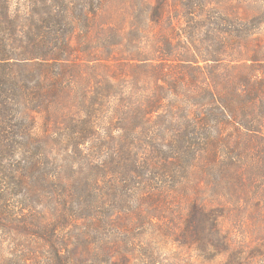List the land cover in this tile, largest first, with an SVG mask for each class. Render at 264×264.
<instances>
[{
  "label": "trees",
  "instance_id": "16d2710c",
  "mask_svg": "<svg viewBox=\"0 0 264 264\" xmlns=\"http://www.w3.org/2000/svg\"><path fill=\"white\" fill-rule=\"evenodd\" d=\"M246 223L264 243V0H0V264H128L154 228L256 264Z\"/></svg>",
  "mask_w": 264,
  "mask_h": 264
},
{
  "label": "rangeland",
  "instance_id": "374dc122",
  "mask_svg": "<svg viewBox=\"0 0 264 264\" xmlns=\"http://www.w3.org/2000/svg\"><path fill=\"white\" fill-rule=\"evenodd\" d=\"M192 200L195 201V199ZM194 201H190L188 203V208L186 210L188 215L191 212L192 206H198L199 204H201L199 202L194 203ZM232 214L233 217H236V219L241 216L240 212H234V210L232 211ZM237 224H233V226L231 224H228L226 227V231H229L234 237L236 245H244V243L246 242L247 246H244L253 248L252 252L255 253L254 255H257L256 252L259 251L258 246L262 245V248H264V243L256 242L253 234H251L253 229L249 223L241 225V228H238V226H236ZM164 228H166V226H164ZM232 228L239 231L233 230ZM138 245L139 247L137 250L140 251L138 257L132 259L128 264H147V257L156 258L158 264H222L227 259V257H220L207 261L206 257L203 255V252L186 249L181 244L173 241V239L167 238L162 233V231H158V228L145 231L141 240L138 242ZM21 250L22 249H20L19 251ZM13 253H19L16 243L10 239V235L0 234V254L4 255L5 257H9ZM211 255H213V252L211 253ZM259 256L260 255L255 256L253 261L256 264H264V260ZM33 257H43V255L35 254ZM214 257L215 256H212V258ZM117 262L118 259L114 258L109 264H117Z\"/></svg>",
  "mask_w": 264,
  "mask_h": 264
}]
</instances>
